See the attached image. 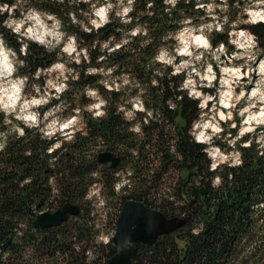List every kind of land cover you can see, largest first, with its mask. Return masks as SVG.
Segmentation results:
<instances>
[{"label":"trees","instance_id":"16d2710c","mask_svg":"<svg viewBox=\"0 0 264 264\" xmlns=\"http://www.w3.org/2000/svg\"><path fill=\"white\" fill-rule=\"evenodd\" d=\"M32 3L60 15L67 29L76 31L84 38V44L91 46L96 34L80 32L77 26L68 22L66 13L75 6L68 5L66 0L64 4L56 0H32ZM146 3L147 0H137L136 9L130 15L139 16V22L147 24L152 43L141 47L140 41L145 37L137 36L125 46L127 50L119 49L102 62L108 66L118 64L115 74L131 72L144 83L151 75L144 65L156 46L162 43L160 36L178 27L173 21L182 15L202 12L195 10L192 3L185 4L180 0L168 15L163 12L162 0H156L152 8L154 14L147 16L142 14ZM80 7L86 5L81 4ZM234 15L235 10L233 18ZM132 26L113 22L99 30V38L106 39L109 34H115L118 39L121 34L115 32L117 27L127 29ZM241 27L252 28L264 45V26ZM5 35L18 49L14 37L6 30ZM219 39L226 40V35L216 34L213 43ZM30 51L28 66L21 68V73L31 74L38 66H46L55 59L54 52L48 53L36 45H32ZM100 54L98 46L91 49L93 65L99 66L96 57ZM73 66L80 67L81 75L79 80L69 82L72 87L62 96L69 105L68 111L89 102V98L80 93L84 85L92 84L100 88L105 98L110 96L108 115L93 118L84 112L85 131L76 133L71 142H63L52 152L48 149L54 140L42 138L35 129L26 130V135L19 139L10 138L7 147L0 151V264H106L115 250L110 240L105 244L95 243L98 231L94 229V214L85 194L90 185L102 183L106 202L115 199V172L123 162L132 170L133 177L147 187L156 183L163 171L174 169L180 173L178 187L173 188L170 194L174 201L167 198L156 205L145 199L146 190L139 194L120 195L121 199L116 200L117 209L106 216L105 224L110 229L114 230L121 206L129 199L143 202L169 218L178 216L185 219L182 227L172 234L158 237L154 245L137 246L132 264H264V208L258 207L264 202V155H258L256 145L241 147L244 153L242 165H224L222 170L213 172L209 169L206 155L200 151L204 145L193 142L187 131L197 115V102L185 96L184 100L176 102L175 109H170L166 101L169 97L174 99L177 93L174 86H169L167 78H160L161 85L149 87L146 104L158 108L161 115L159 119L143 125L142 136L137 139L129 130L133 122L123 120L122 114L116 112L122 93L109 94L103 86L95 84L97 76H85L83 69L88 64L82 62L80 66ZM171 79L178 81L179 77ZM143 115L138 113L137 118ZM2 119L0 116V122ZM0 127H3L2 123ZM231 131L235 133L236 130ZM94 146H99L97 153L91 152ZM237 147H240L239 143ZM109 151L120 158L114 168L100 164L96 158L98 153ZM155 160L159 172L147 180L149 164ZM93 171L100 175L92 176ZM215 174L223 178L219 187L211 184ZM193 182H198L199 186L189 185ZM203 187L204 194L197 192L192 195L195 188L200 191ZM176 201L183 202L178 209L174 208ZM67 202L79 207L76 216H68L65 222L51 228L34 226L37 214L53 211ZM201 224V231H193Z\"/></svg>","mask_w":264,"mask_h":264},{"label":"clouds","instance_id":"9594fccd","mask_svg":"<svg viewBox=\"0 0 264 264\" xmlns=\"http://www.w3.org/2000/svg\"><path fill=\"white\" fill-rule=\"evenodd\" d=\"M66 2L75 6L66 13L68 22L80 32L96 34L90 47L76 31L67 29L57 13L36 7L32 0H0V116L3 118L0 151L7 147L10 138L19 139L26 135V130L35 129L42 138L54 140L48 149L52 152L65 140L72 141L75 133L85 127L84 112L93 118L108 115L110 96L105 98L100 88L92 84L84 85L81 90L80 94L89 98L83 106L68 111L69 105L62 99L72 87L69 82L80 79L81 69L73 65L84 62L88 64L83 69L85 76H97L95 84L103 86L109 94L122 93L116 112L122 114L123 120L133 122L130 131L142 134L143 125L159 119V109L146 104V100L149 87L159 86L160 78H167L177 93L174 99L169 97L166 101L170 109H175L176 102L185 96L197 102V115L187 131L193 142L204 145L200 151L209 160L211 171L222 170L224 165H242L241 147L255 144L258 155H264V45L252 28L241 27L264 26V0H183L202 12L182 15L173 21L178 27L160 36L162 43L144 65L151 73L147 83L131 72L115 74L118 64L102 63L137 36L145 37L140 41L141 47L152 43L147 24L140 23L139 16L130 15L136 9L137 0ZM155 2L147 0L142 14L152 16ZM60 3L64 4L65 0ZM162 3L163 12L171 15L180 0H162ZM81 4L86 7H80ZM113 22L133 26L117 27L115 32L121 34L118 39L115 34L100 39L99 30ZM5 30L18 42V49L10 44ZM216 34H225L226 40L213 43ZM32 45L54 52L55 59L46 66H38L31 74L21 73L20 69L28 66ZM97 46L102 53L96 57L99 66L90 60V51ZM174 76L179 80L173 81ZM54 100L56 103H52ZM138 113L144 115L137 118ZM91 175L100 173L93 171ZM115 176L119 177L113 184L115 192L131 185V169L126 173L117 171ZM222 180L221 175L215 174L211 184L219 187ZM103 187L102 183L90 185L85 199L96 198L97 205L104 206ZM258 207L264 208V202ZM202 228L201 224L193 231L199 232ZM100 239L107 242L109 236L103 235Z\"/></svg>","mask_w":264,"mask_h":264},{"label":"water","instance_id":"95a60500","mask_svg":"<svg viewBox=\"0 0 264 264\" xmlns=\"http://www.w3.org/2000/svg\"><path fill=\"white\" fill-rule=\"evenodd\" d=\"M100 164H108L116 167L120 158L112 152H100L96 156ZM197 192L205 193L204 187L198 191L194 189L192 195ZM80 209L76 204L65 203L53 211H45L34 218V226L37 228H51L66 221L68 216H76ZM114 228V234L110 240L115 253L106 264H132L137 254V246L150 247L155 244L158 237L172 234L185 224V219L178 216L169 218L159 210L149 208L143 202L126 200L121 206Z\"/></svg>","mask_w":264,"mask_h":264},{"label":"rangeland","instance_id":"374dc122","mask_svg":"<svg viewBox=\"0 0 264 264\" xmlns=\"http://www.w3.org/2000/svg\"><path fill=\"white\" fill-rule=\"evenodd\" d=\"M56 1H60V0H56ZM43 82V78H41V83ZM48 106H45V108H47ZM44 109H42L43 111ZM85 131V127L83 129H81L78 132H84ZM75 133V134H76ZM134 137L139 139L142 134H138V133H134L132 132ZM64 142L69 143L71 141H67L65 140ZM218 143H220L219 141H217ZM222 147H225V145H221ZM99 146H94V148L91 150V152H98L99 150ZM154 158V157H153ZM157 159V157H155ZM154 158V159H155ZM157 160H155V162L153 164H149V174H148V179H150V177L152 176V174L159 172L157 169ZM129 167L127 165V163L123 162L120 169L118 171H121L123 173H126L128 171ZM162 174V179L160 178L158 181H156V183H153L151 186L147 187L146 185H143L140 183L139 179H137V177H133L132 176L129 178L131 180V185L128 186H123L122 189L119 192H115L117 193V197L115 199H112L110 202H106V204L104 206H98L96 203V198H93L91 200H87L90 204H91V210H92V214H94V219H95V230L98 231L97 233V238L95 243H101V244H105L107 243L109 240H111L112 235L114 234V230L111 228H109L105 223V220L107 219V213L111 214L114 213V210L117 209L116 206L118 205V203H116V200L119 201V199H121V196H126V195H130V194H139L141 193V190H146V195H144L145 199L149 202V203H153L154 205H156V203H160L162 202V200H166L168 198L169 201H174L172 198H170V194L171 192H173V188H177V179L180 176V173H178V171L174 170V169H168L167 171H163ZM95 177V176H94ZM116 180L119 179V177L115 176ZM189 185H194V186H199L198 182H193L190 183ZM125 187V188H124ZM121 195V196H120ZM105 198V197H104ZM106 200V199H105ZM107 201V200H106ZM182 201H176L174 203V208L178 209V207H180L182 205ZM103 235H108L109 236V240L107 242H104L102 239H100L101 236Z\"/></svg>","mask_w":264,"mask_h":264},{"label":"built area","instance_id":"2783aa9c","mask_svg":"<svg viewBox=\"0 0 264 264\" xmlns=\"http://www.w3.org/2000/svg\"><path fill=\"white\" fill-rule=\"evenodd\" d=\"M125 188V187H124Z\"/></svg>","mask_w":264,"mask_h":264}]
</instances>
